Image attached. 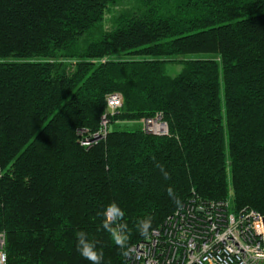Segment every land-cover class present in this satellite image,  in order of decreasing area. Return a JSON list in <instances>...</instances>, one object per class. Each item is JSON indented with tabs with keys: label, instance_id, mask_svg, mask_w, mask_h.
I'll return each mask as SVG.
<instances>
[{
	"label": "trees",
	"instance_id": "1",
	"mask_svg": "<svg viewBox=\"0 0 264 264\" xmlns=\"http://www.w3.org/2000/svg\"><path fill=\"white\" fill-rule=\"evenodd\" d=\"M157 115L168 136L143 131ZM169 187L264 215V0H0L5 264H90L80 231L128 264L138 221L180 208ZM112 202L128 249L102 227Z\"/></svg>",
	"mask_w": 264,
	"mask_h": 264
},
{
	"label": "built area",
	"instance_id": "2",
	"mask_svg": "<svg viewBox=\"0 0 264 264\" xmlns=\"http://www.w3.org/2000/svg\"><path fill=\"white\" fill-rule=\"evenodd\" d=\"M120 106V95L107 98L111 114ZM141 123L149 135H169L160 115ZM102 124L105 131L106 117ZM97 136L103 137L95 135L84 145ZM229 199L193 196L129 250L128 264H264V215L250 208L232 209ZM5 259V234L0 232V264Z\"/></svg>",
	"mask_w": 264,
	"mask_h": 264
},
{
	"label": "clouds",
	"instance_id": "3",
	"mask_svg": "<svg viewBox=\"0 0 264 264\" xmlns=\"http://www.w3.org/2000/svg\"><path fill=\"white\" fill-rule=\"evenodd\" d=\"M160 167L164 178L170 179V175L167 172H164L162 166ZM167 191L170 198H172L174 203H176L179 207L180 201L175 197L173 189L169 187ZM102 215L104 217L102 224L103 229L110 234L113 242L119 248L128 249V227L127 224L123 222L125 212L116 202H112L107 206ZM137 228L140 234L147 238L150 235V230L152 229V218L147 217L138 221ZM77 251L85 260L89 261L90 264H102L104 255L103 251L97 249V242L89 240L87 238V233L84 231L77 233ZM123 254L127 256L128 251H124Z\"/></svg>",
	"mask_w": 264,
	"mask_h": 264
},
{
	"label": "rangeland",
	"instance_id": "4",
	"mask_svg": "<svg viewBox=\"0 0 264 264\" xmlns=\"http://www.w3.org/2000/svg\"><path fill=\"white\" fill-rule=\"evenodd\" d=\"M106 27L108 28L109 27V24L107 23L106 24ZM205 55H192V56H189V57H192V58H201V57H204ZM181 71V66L180 65H171V64H168L167 66V73L171 76H175L177 75L179 72ZM167 130H168V127L166 126ZM158 137V136H156ZM229 196L231 197V193L229 194Z\"/></svg>",
	"mask_w": 264,
	"mask_h": 264
},
{
	"label": "water",
	"instance_id": "5",
	"mask_svg": "<svg viewBox=\"0 0 264 264\" xmlns=\"http://www.w3.org/2000/svg\"><path fill=\"white\" fill-rule=\"evenodd\" d=\"M97 139H99V136H97V137L94 138V140H97Z\"/></svg>",
	"mask_w": 264,
	"mask_h": 264
},
{
	"label": "bare ground",
	"instance_id": "6",
	"mask_svg": "<svg viewBox=\"0 0 264 264\" xmlns=\"http://www.w3.org/2000/svg\"><path fill=\"white\" fill-rule=\"evenodd\" d=\"M95 142H96V140L93 141V143H95Z\"/></svg>",
	"mask_w": 264,
	"mask_h": 264
}]
</instances>
